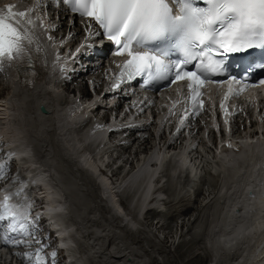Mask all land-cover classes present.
Wrapping results in <instances>:
<instances>
[{
    "label": "snow or ice",
    "instance_id": "6c2138e0",
    "mask_svg": "<svg viewBox=\"0 0 264 264\" xmlns=\"http://www.w3.org/2000/svg\"><path fill=\"white\" fill-rule=\"evenodd\" d=\"M67 6L75 20L86 19L95 40L106 41L117 56H126L110 89L120 90L127 82L151 88L161 83L187 81L192 93L193 115L198 114L196 98L205 83L232 81L255 86L251 76L264 70V0H56ZM15 6L0 9V71L5 63L31 67V40L27 33L40 17L14 11ZM39 7V0H37ZM51 39V37H50ZM87 39V38H86ZM105 43H84L77 50L81 56L103 51ZM235 69V71H234ZM64 69H61L63 71ZM264 84V78L259 80ZM231 91V86L229 87ZM225 100L228 96L225 95ZM224 110V102L221 101ZM238 107V106H237ZM227 116V113H226ZM191 117H189L190 119ZM227 123V119H225ZM181 119L177 133L183 129ZM7 165H0V179H7ZM24 183L13 177L12 183ZM20 191L9 193L0 201V246L32 248L37 218L21 212L23 204L8 201ZM33 252H27L26 264H57V252L45 256L42 241H36ZM19 255V254H17Z\"/></svg>",
    "mask_w": 264,
    "mask_h": 264
},
{
    "label": "bare ground",
    "instance_id": "6f19581e",
    "mask_svg": "<svg viewBox=\"0 0 264 264\" xmlns=\"http://www.w3.org/2000/svg\"><path fill=\"white\" fill-rule=\"evenodd\" d=\"M30 15L34 18V15L32 14ZM61 27H63L62 29L64 32L65 25L63 21L61 23ZM71 30H72V34L70 37L71 38L70 41L74 42L75 36L78 35L79 33V36L81 37V34L80 32H78L79 31L78 29H76L77 31L74 29ZM63 34L64 33H62L59 39L63 37ZM27 35L31 40L30 47L32 51V56L33 58L36 59L33 62L36 80H34L31 85H28L26 83L25 85H20V87H18L17 89L13 88L11 91L9 90L10 93L8 92L7 95L9 94L10 98L7 100V102L6 101L1 102L4 103V105H2L3 110L0 111V126H2V128H0L1 135L7 137L11 145H16L22 139H28L27 141L29 140L31 141L33 145V151L36 152L38 159H40V161L43 162L46 169L45 168L42 170L39 169L37 171L32 170V172H35V174H33L30 177V179H33L34 181L38 182L40 181L38 177H42L46 182V186H48L46 195L49 193V191H58L56 189H52L49 186V184L51 183L50 180L47 178L46 175L43 176L44 173L50 171L49 169H52V171L55 170V175H54L55 180L58 181L60 184L59 192L60 190L62 191V193L64 194L65 202L67 205H69L71 210L69 219L74 223L75 226L74 229H76L77 234L81 236L85 242V246H84L85 248L83 247L82 249L83 253L87 252L88 249L91 255L94 258H96L97 256L103 264H146L147 263L146 257L148 256L140 255V253L137 250L136 253L133 252L132 250L133 248L129 247V245L132 244L133 242L131 243L128 242L130 240L129 237H128L129 240H126L127 238L125 236L126 230L130 232L134 231L136 225L126 221L128 218L127 215L117 218L116 215L111 212L110 204L108 203L106 198L107 195L106 190L99 187V185L96 183V181L93 179V177L89 172L90 171L89 168L94 169L93 166L95 164L105 163L104 157L100 156L103 149L102 147L100 148L94 147L93 150H89V151L85 150L87 148V146H85L86 141L98 140V135L97 134H93L89 136L85 135L83 138H79V139H77L76 137L72 138L70 128L72 125H74V123L78 121L79 117H77V120L73 119V123H71V117H69V122H68L67 119L68 116H66L63 110H61L62 109L61 105L64 99L61 97L57 98L54 95L51 96L46 91L48 87L46 84V78L49 75V71L46 68L48 66V62L45 56L46 51H44L43 45L37 39V35H38L37 26L31 28V30L27 33ZM91 69L92 67L86 68V72H89ZM97 76L98 75L96 74V77ZM85 88H86V84L81 85V93L83 95H86ZM58 91L59 90L56 89V93ZM102 98L104 99L105 97ZM42 103H44V105H42ZM40 105L46 110V114L41 115V118H39L36 113L37 107ZM96 109L94 111H96ZM87 111L88 109H85V112ZM258 117L259 118L262 117V119L264 120V102L260 103V111L258 113ZM26 123L30 124V126L33 127V130H31L32 134L28 133ZM256 123L250 121L249 127L251 126L255 127ZM21 124L24 125L21 126ZM234 127H238V123ZM19 128L23 129L22 132L20 131ZM13 132H17L16 136L12 134ZM20 134H21V138L19 142H17L18 135ZM151 135L148 133L147 136L143 138L133 137L130 142V145L136 143L135 149L138 150L142 146L144 150L143 155L146 156L147 152H149V149H147L146 146L149 145L148 141L150 140L149 136ZM12 141H14V143ZM164 142L165 139L162 142L161 146H163ZM250 144H253L254 147L249 148V150L254 151V153L256 152L255 153L256 155H260L257 156V159L253 158L252 154L249 155L244 150L238 151L236 154L232 155V157H234L232 161H229L227 159L226 153H221L220 154L221 156L217 157L220 166H225L224 170L227 171V174L224 177L225 179L228 178V181H226V183L231 184L230 188L231 190H233V192H235L236 191L235 189L239 187H241L242 191H247L249 188H252L253 181H250V177L254 175L253 170L256 169L257 172L258 165L261 164V161H264V142L259 141L257 139L254 142L253 141L251 142L250 139H247V141L244 142V145L247 148L249 147ZM164 147H166V149L173 150L172 142L166 144ZM128 156L130 155L128 154ZM241 156H243V159L240 160V162H238L237 158ZM144 160L145 157L142 159V162ZM181 160L182 159H177L176 164L178 168H183L186 167L187 165L191 173L198 174L197 171L198 166L195 164V162L188 163L186 159H183L182 161ZM245 161L246 163L250 161L249 165L244 166L243 164ZM172 162H174V159H172ZM145 163L147 164L149 170L153 171L152 166L151 165L149 166L151 162L147 160ZM71 164L72 165L76 164V165H74L73 167L71 166ZM81 164H83V166L86 169ZM219 164H215L214 168L217 169ZM67 165H70L71 167L68 168ZM242 166H244L243 168H245V171L244 173L240 174V167L242 168ZM170 169L173 171L175 167L171 166ZM70 171H73L71 175H70ZM131 175L132 176L129 177L130 181L128 183L132 182V179L134 180L138 178L139 175H141V177L143 176L149 178L147 172L144 171L143 167L139 168L136 174H131ZM89 182H91V184H89ZM256 189L264 191V184L262 183V185ZM123 190L124 189L122 188V191ZM109 191L112 192V189L109 188ZM138 192H139V185L136 186L135 191L133 193L136 194ZM86 193H88L89 196L92 197L95 204L90 206L83 205V200L85 199ZM212 193L213 192H210L209 194ZM49 195L50 193L48 194V196ZM59 197L62 202V195L60 196L59 194ZM132 197H134V195ZM256 198L257 197L254 196L252 199L244 198L242 200V202L245 203L244 208L247 210L248 215L252 217L250 218L251 220L249 221L243 220L242 215H240L237 218L233 219L238 221L235 224V226L232 228L229 227L225 228L223 233H220L219 230L213 228L211 229V232L214 231V236L212 239L209 238L208 232H205L204 229L201 228L202 227L201 215L202 213L204 214L206 213L204 211L210 210L209 205L211 201H209L207 205L202 208L200 215L195 217L191 225L193 226L194 223V226L196 225L201 228L196 238L201 237L202 239L201 244H203L204 247L201 246L199 247V249L200 250L201 248L203 249L202 255L206 256L205 262H209L208 260L210 258H213V264H235L237 260L238 261L241 260V254H242L241 249L243 248L242 245L243 241H248V242L250 241L251 239L250 233L252 230L254 231L255 228H260V230L261 229L264 230V218L259 217L260 215H255V211H252L258 206L259 207L264 206V200H260ZM237 200L238 199H236V201ZM63 203L64 201L62 202V204ZM62 204L57 203L55 209L59 207L63 208L64 204L63 205ZM96 204H99L102 207V211L106 212V216L103 215L105 219L102 221L97 220L96 214L99 211L97 209L98 206L96 207ZM193 204L196 203L194 202ZM174 207H176V205ZM55 209H52L51 211H55ZM44 210L49 211V215L53 216V217H49L50 220L53 221L54 218L56 219L57 215L52 213L47 205L44 206ZM63 210L65 211V209ZM184 210H188V208L186 207L184 208ZM133 212H135V210H133ZM146 215L153 216L154 212L149 211L146 213ZM228 216H229V220H232L230 218V215ZM176 218H178V216ZM57 221L58 220H55L56 224L54 223L58 228L56 232L60 233L61 235L63 234L65 236V239L69 238L70 240L69 232L67 231L68 227L66 228L62 225H58ZM227 230H230V232L227 233ZM118 234H121V236L118 237ZM262 236H264V234ZM262 236L260 238L261 240L260 239L258 240L260 241L264 240ZM136 240L137 239H135L134 242ZM255 246L256 245L254 243V247ZM15 257L16 259H19L18 255ZM154 258L155 256H153V258L148 257V261Z\"/></svg>",
    "mask_w": 264,
    "mask_h": 264
},
{
    "label": "rangeland",
    "instance_id": "374dc122",
    "mask_svg": "<svg viewBox=\"0 0 264 264\" xmlns=\"http://www.w3.org/2000/svg\"><path fill=\"white\" fill-rule=\"evenodd\" d=\"M2 105H4V103H0V111L3 110ZM6 119H7V117H6ZM238 123H241V121H238ZM242 124H246V119L243 121ZM0 128H2V126H0ZM254 131L257 132L256 133L257 135H255V136L261 135V131H262L261 125H258L255 128L253 127V129L252 128L243 129L242 131H237V133L240 134L242 139L247 141L248 136L254 135ZM12 134L14 136H16L17 132H13ZM12 142L14 143V141H12ZM207 142H208L207 145L210 146V148H211L212 145L210 143V140L208 139ZM152 145H153V142L149 143V145H147L146 148H149ZM142 149L143 148H140V150H137V151H142ZM115 150L117 151L118 149H115ZM130 150H134V149L131 148ZM128 151L129 150L123 152V154H121V152H120L116 155H115V151L106 152L107 154L104 157V161H109L108 159H110V156H112V157L115 156V158H114L115 160H117V157H120V159L115 164L118 166L113 171L117 172V174H120V173L122 174L123 171L129 170L130 167L135 164V162H136L135 154L138 155L141 153V152L132 153L134 155L130 154V156H128V154H127ZM189 157H197V160H198V158L203 159L204 160L203 167L205 168V170H207L209 168L210 163L213 164V161L215 159L212 155V150H209L208 147H205L202 145L198 146L197 152L194 155H192V154L189 155ZM74 165H76V164H74ZM74 165L71 164V166H73V167H74ZM67 166H68V168L71 167L70 165H67ZM113 171H111V172L114 173ZM72 173H73V171H70V175ZM204 175L207 176V183L203 186V194L205 196L204 197L205 200H204L203 205L208 203L209 201H211L210 202V205H211V203L214 199V192L215 191L213 190V187L215 186V183L211 179L212 176L208 175V173H204ZM43 176H45V175H43ZM85 178H86V176H85ZM89 184H91V182H89ZM210 192H213V193L209 194ZM206 196L208 198H206ZM168 199H169L170 203L167 204V206L164 208V212L159 214V217H161L162 220H165V221H166V218L170 214H172L173 210L177 209L179 207V205L186 203L185 199H188V196L187 195L185 196L184 193L178 194L176 192V193L170 194L168 196ZM179 201H180V203L176 204ZM93 202L94 201H93L92 197L89 196L88 193H86L85 199L83 200V205L84 206H90V205L95 204V202L94 203ZM174 204L176 205V207H174L175 206ZM210 205H209V207H210ZM96 207L99 211L96 214L97 220H99V221L104 220L105 219L104 216H106V212L102 211V207L99 204H96ZM202 208L203 207L197 208V211L184 212V214L182 216H178V218H176L177 216H175V217H173V220L170 224H164L163 226H157V225H150L149 223L143 224V222H141L140 225H136V228L134 231L130 232V231L126 230V233H125V236L127 237V238L125 237L126 240H129V239L131 240L132 236H133V239L131 241L130 240L128 241L130 243L133 242L132 244H130L131 246L129 245V247L133 248L132 250L135 253L138 251L140 253V255H146L150 258H153V256H155L154 259H150L149 261H148V257H146L147 258L146 264H206L207 263V262H205L206 256L202 255L203 250L199 249V247H201V246L204 247V245L201 244L202 239H201V237L196 238V236L199 233L201 228H203L205 232L208 231L206 223L208 221L207 218L209 219L211 214H209V211H204V212H206L205 214L202 213V215H201V226L202 227L201 228L199 226H196V225L194 226V223H193V226L191 225V223L195 219V217L200 215ZM129 213L132 214L133 211L130 210ZM98 215L101 217V219ZM181 218L182 219L184 218L185 220L183 219L184 221H182ZM177 219H179V220H177ZM187 220H189V221H187ZM145 222L146 221H144V223ZM75 232H76V230H75ZM76 236H77V232H76ZM120 236H121V234H118V237H120ZM128 237H129V239H128ZM134 238L137 239L135 242H134V240H135ZM258 241L259 240H256L254 242L255 245L258 243ZM125 244H127V243H125ZM77 246L80 247L79 249L82 252V249L85 246V243H84V241L83 242L80 241L79 237H77ZM86 249H87V247H86ZM145 251H147V252H145ZM83 257H84L83 259L86 260L88 263L93 261V264H103L97 256H96V258H91V254H89L88 252H85ZM197 259H198V261H197Z\"/></svg>",
    "mask_w": 264,
    "mask_h": 264
},
{
    "label": "water",
    "instance_id": "95a60500",
    "mask_svg": "<svg viewBox=\"0 0 264 264\" xmlns=\"http://www.w3.org/2000/svg\"><path fill=\"white\" fill-rule=\"evenodd\" d=\"M42 112H44L42 109H41Z\"/></svg>",
    "mask_w": 264,
    "mask_h": 264
}]
</instances>
